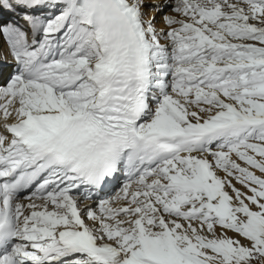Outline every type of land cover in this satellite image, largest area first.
<instances>
[{"label":"snow or ice","instance_id":"obj_1","mask_svg":"<svg viewBox=\"0 0 264 264\" xmlns=\"http://www.w3.org/2000/svg\"><path fill=\"white\" fill-rule=\"evenodd\" d=\"M0 264H264V0H0Z\"/></svg>","mask_w":264,"mask_h":264},{"label":"bare ground","instance_id":"obj_2","mask_svg":"<svg viewBox=\"0 0 264 264\" xmlns=\"http://www.w3.org/2000/svg\"><path fill=\"white\" fill-rule=\"evenodd\" d=\"M9 59H10V57H9Z\"/></svg>","mask_w":264,"mask_h":264}]
</instances>
